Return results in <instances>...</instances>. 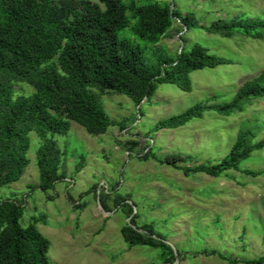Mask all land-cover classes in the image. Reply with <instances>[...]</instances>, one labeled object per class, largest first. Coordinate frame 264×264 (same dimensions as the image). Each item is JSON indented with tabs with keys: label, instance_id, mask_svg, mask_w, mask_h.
I'll list each match as a JSON object with an SVG mask.
<instances>
[{
	"label": "rangeland",
	"instance_id": "obj_1",
	"mask_svg": "<svg viewBox=\"0 0 264 264\" xmlns=\"http://www.w3.org/2000/svg\"><path fill=\"white\" fill-rule=\"evenodd\" d=\"M123 2L170 5L182 17L193 15L203 27L239 14L264 19V0ZM127 15L131 23L120 36L140 42L131 30L136 20L130 10ZM194 43L232 63L192 72L189 92L158 84L140 105L115 92L103 94L100 98L111 121L105 134L90 135L71 122L67 135L48 136L64 154L65 179L47 193L39 188L37 166L44 139L29 133L30 164L19 181L0 187V200L16 199L24 206L21 223L24 227L35 223L49 239L51 264H165L161 247L125 242L121 229L132 219L135 228L152 231L172 248V264H230L220 255L244 264L264 254V144L219 177L202 172L187 176L154 159L181 156V167L194 168L220 163L241 133L248 134L246 145L264 143V97L245 100L229 114L207 110L179 128L156 130L160 121L197 104L229 103L245 82L264 71V38L240 33L226 38L200 27L187 29L174 19L158 45L176 56ZM16 90L33 92L24 83ZM248 170L259 175H248Z\"/></svg>",
	"mask_w": 264,
	"mask_h": 264
},
{
	"label": "trees",
	"instance_id": "obj_2",
	"mask_svg": "<svg viewBox=\"0 0 264 264\" xmlns=\"http://www.w3.org/2000/svg\"><path fill=\"white\" fill-rule=\"evenodd\" d=\"M129 10L136 20L132 33L140 42L120 36L131 23ZM174 19L187 29L200 27L226 38L236 33L264 38V19L245 14L203 27L193 15L182 17L170 5L157 2L136 6L123 0H0V187L19 181L29 166V133L44 139L37 152V166L39 188L47 193L65 179L61 173L64 154L48 136L67 135L71 122L90 135L105 134L111 121L100 98L103 94L115 92L140 105L152 97L158 84L177 85L189 92L192 72L232 63L211 54L200 43L170 55L158 44ZM20 83L32 87L33 92L18 94L16 86ZM259 97H264V71L245 82L229 103L197 104L160 121L156 130L179 128L201 118L207 110L229 114L241 102ZM247 137L241 133L228 156L214 165L181 167V156L154 159L183 170L187 176L202 172L219 177L263 147V142L246 145ZM245 173L259 175L249 170ZM23 215L24 206L16 199L0 200V264H51L49 239L35 223L24 227ZM135 223L132 219L122 227L125 242L133 247H161L164 263L172 264V248L152 231L135 228ZM220 258L230 264L241 262L223 255ZM242 262L264 264V254Z\"/></svg>",
	"mask_w": 264,
	"mask_h": 264
}]
</instances>
